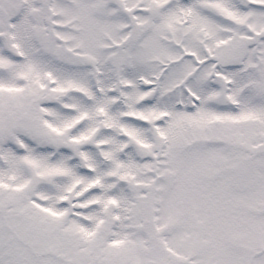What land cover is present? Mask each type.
Segmentation results:
<instances>
[{"label": "snow or ice", "instance_id": "obj_1", "mask_svg": "<svg viewBox=\"0 0 264 264\" xmlns=\"http://www.w3.org/2000/svg\"><path fill=\"white\" fill-rule=\"evenodd\" d=\"M0 264H264V0H0Z\"/></svg>", "mask_w": 264, "mask_h": 264}]
</instances>
